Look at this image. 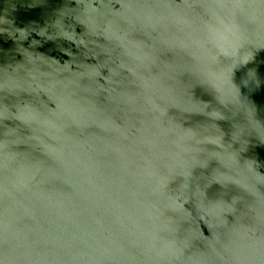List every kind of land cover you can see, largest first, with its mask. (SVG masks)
<instances>
[{
    "label": "water",
    "instance_id": "95a60500",
    "mask_svg": "<svg viewBox=\"0 0 264 264\" xmlns=\"http://www.w3.org/2000/svg\"><path fill=\"white\" fill-rule=\"evenodd\" d=\"M0 264H264V0H0Z\"/></svg>",
    "mask_w": 264,
    "mask_h": 264
}]
</instances>
